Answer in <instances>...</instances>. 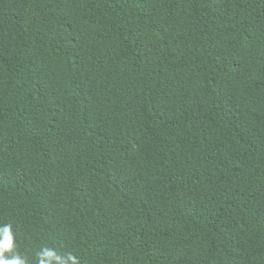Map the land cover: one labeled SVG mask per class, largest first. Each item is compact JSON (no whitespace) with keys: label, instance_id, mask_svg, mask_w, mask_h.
<instances>
[{"label":"trees","instance_id":"16d2710c","mask_svg":"<svg viewBox=\"0 0 264 264\" xmlns=\"http://www.w3.org/2000/svg\"><path fill=\"white\" fill-rule=\"evenodd\" d=\"M37 264H264V0H0V225Z\"/></svg>","mask_w":264,"mask_h":264},{"label":"clouds","instance_id":"9594fccd","mask_svg":"<svg viewBox=\"0 0 264 264\" xmlns=\"http://www.w3.org/2000/svg\"><path fill=\"white\" fill-rule=\"evenodd\" d=\"M0 264H29L28 258L17 250L10 223L0 225ZM37 264H80L71 253L59 254L54 248L42 247L37 253Z\"/></svg>","mask_w":264,"mask_h":264}]
</instances>
